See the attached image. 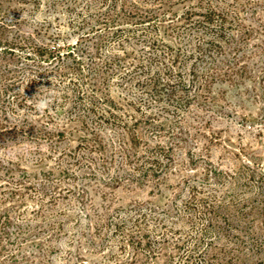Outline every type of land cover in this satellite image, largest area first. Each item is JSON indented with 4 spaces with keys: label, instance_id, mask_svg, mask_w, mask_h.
<instances>
[{
    "label": "rangeland",
    "instance_id": "374dc122",
    "mask_svg": "<svg viewBox=\"0 0 264 264\" xmlns=\"http://www.w3.org/2000/svg\"><path fill=\"white\" fill-rule=\"evenodd\" d=\"M47 1L0 0V39L18 30L34 43H74L79 30L68 25L66 1ZM161 1L158 7L140 2L139 9L153 10L150 24L159 28L146 30L156 46L177 53L170 75L158 63L163 58L156 57L149 69L139 66L148 63V49L134 39L125 51L107 39L99 57L90 60L86 51L99 34L105 37L103 25L81 41L82 70H93L101 97L96 104L118 124L110 118L85 133L68 113L70 99L50 121L24 106L21 112L41 133L20 146L0 133V214L10 212V224L0 233V264H133L131 245L113 230L122 220L135 235L147 234L149 264H264V0H210L225 17L224 38L192 21L201 18L209 0ZM144 26L149 25L122 28H137L140 35ZM229 35L236 49L232 39L225 41ZM3 54L0 74L9 66L23 78L49 66ZM127 69L130 76L123 73ZM90 78H78L83 90ZM144 78L166 83L145 94L136 80ZM40 86L35 103L53 87ZM7 98L0 95V107ZM18 119L8 114V122L22 127ZM1 122L6 124L0 112ZM60 125L63 133L50 140L44 132ZM35 144L47 146L40 165L39 154L28 150ZM146 157L156 158L136 170V160ZM5 166L13 168L12 179L2 173ZM18 178L32 187L4 201L6 179ZM142 213L145 219L129 227V219Z\"/></svg>",
    "mask_w": 264,
    "mask_h": 264
},
{
    "label": "trees",
    "instance_id": "16d2710c",
    "mask_svg": "<svg viewBox=\"0 0 264 264\" xmlns=\"http://www.w3.org/2000/svg\"><path fill=\"white\" fill-rule=\"evenodd\" d=\"M34 2H38V0H33ZM64 0H48V6H56L58 3H61ZM66 1V11L70 14L68 25L73 30H79L78 39L72 43H61L56 45H50L49 43H34L29 40L30 36L27 31H13V33L7 34L2 39H0V52L4 54H11L15 58H22L23 60H32L34 61L37 66H41V64H49L47 68L44 70H33L29 69L31 72L25 75V77L20 78L21 70H17L12 67L7 66V69L4 74H0V79L3 80V86L0 87V95L4 94L6 97L10 96V98L4 99L2 101L5 102L2 107H0V112L2 113L3 119L6 121L5 123H0V133L7 134L6 139H10L15 143L19 144L22 139H32L37 133L39 135L41 131L37 130L34 131L33 122L27 119V114L21 112L23 107H27L30 111L34 110L33 105L35 104V96L34 93L37 91L40 85H52L50 90H56L58 92V96L55 99V102L52 105V109H55V113L53 115L50 113H46L45 117L47 119L53 120L58 118L62 113L58 112L57 110L64 111V104L67 103L68 100H72V105L68 110V113L79 120L81 125L84 127L85 133L94 132L95 126L100 125L104 122H108L110 118L111 124L115 125V123H119L120 121H116L115 115L111 112L109 114V110L101 109L96 102L98 99L101 98L95 91L94 82L96 77L93 75L92 69H87L86 73L83 72L81 63L82 55L85 52L84 46L82 45L81 41L86 39L87 36L95 34V29L98 26L103 25L105 27L106 32L104 36L98 35L96 37V42L94 47L91 51L88 52L89 59H95L99 57L101 54V50L104 48L105 43L108 41L107 39H112L116 43V50H126L125 43L129 42V39H134L138 43L141 44V49H148V56L146 57L147 62L145 65L140 63L139 66L149 69L151 64H154L156 57L162 59V61L158 60L160 67H162L165 71L164 74H169L173 71V66L176 64V54H172L171 51L168 50V45L164 49H159L157 44V38L151 40L149 36V27H153L156 31L159 28V25L156 24L155 21H152L154 24H150L151 13L153 10H146V9H139V3L150 2V6L158 7L162 6L161 0H65ZM184 1V0H178ZM78 4V5H77ZM206 7L200 19L192 20L194 23H199L202 25L200 31L207 32L209 35L213 37H225V33L222 31L223 26L225 23V17L221 11H217L212 7L210 4V0L206 3ZM160 17V13H158ZM164 13L162 12V16ZM157 16V15H156ZM156 17V20L158 19ZM163 19V18H162ZM189 19V18H188ZM147 22V25L140 28V35L137 33L136 29H126L122 28V25H130V24H144ZM161 22V19L159 20ZM160 24V23H158ZM148 27V28H147ZM101 31V30H100ZM229 38H225V41H229L230 47L232 49H236L238 47L237 41L229 35ZM106 41V42H105ZM213 42V41H212ZM217 42V41H216ZM155 44V45H154ZM163 44V43H162ZM219 46H221L218 43ZM193 50H188L185 52H189L191 55ZM179 53V52H178ZM3 54V55H4ZM143 57V56H142ZM106 59L104 60L105 65L107 63ZM112 60H118V56H114ZM158 63H155L157 65ZM158 66V65H157ZM135 67V65H134ZM28 68V67H27ZM26 69V68H25ZM131 69H127V71H123L126 75L130 76ZM58 76V80L55 82L52 81V77L54 75ZM123 74V75H125ZM84 78L88 75L91 76L88 83L85 85V90L82 89V85L78 82V78L80 76ZM77 76V77H76ZM101 79H105L104 76H101ZM129 78V77H128ZM137 83L143 89V93L149 94L152 91V88L155 89L157 86H164L166 83L165 80H159V78H144V79H136ZM19 83L18 86H16ZM103 83V82H102ZM185 83V81H184ZM71 85V87H70ZM87 86V87H86ZM89 91V92H88ZM88 92V93H87ZM91 93V96L88 102H84L83 96L86 94ZM8 95V96H7ZM160 96V95H159ZM29 99H31V104L29 103ZM19 111V112H18ZM8 114L17 115L19 117L18 121L22 122V127H18L16 122H8ZM2 119V118H1ZM67 120L68 119L67 117ZM91 125H88V121ZM65 125V123H64ZM64 125H60L58 129H50L45 131V135L50 139L53 140L56 135L63 133ZM88 125V127H87ZM90 126V127H89ZM55 141H52L54 144ZM28 150L32 153L39 154V157L35 159V163L40 165L42 164L43 160L45 159L44 155H40L41 148L39 145H28ZM54 150V149H53ZM48 151H52L48 150ZM152 159L140 160L137 159L136 161L139 162L140 166L136 168L140 169L144 168L145 162L151 163L153 162ZM11 160V159H10ZM138 165V164H137ZM4 175H7V178L14 176V170L10 166H5L4 170L2 171ZM20 178V177H19ZM10 181L6 179L7 184V192L6 197H2L3 200H7L12 198L15 194H20L23 192L24 189L32 187V183L22 185L19 180ZM11 183V184H10ZM13 183V184H12ZM139 217L145 219V214L142 213L139 216L137 215L136 218H130V226L134 227L140 223ZM125 220L118 221V223H114L113 230L123 232V239L125 240L127 245H131L132 248V256L131 259L133 260V264H149L147 258L151 257L148 251L149 239L145 232L140 231L139 234L135 235L133 229H127L125 226ZM10 224V212L9 210H4L0 214V233H4V227ZM19 231L16 232L20 233L22 229L18 228ZM126 230V231H125ZM139 255H143V258H138ZM16 254L14 252H10L8 255L9 259H15ZM188 258V257H186ZM180 264V263H179ZM187 264V263H185Z\"/></svg>",
    "mask_w": 264,
    "mask_h": 264
},
{
    "label": "clouds",
    "instance_id": "9594fccd",
    "mask_svg": "<svg viewBox=\"0 0 264 264\" xmlns=\"http://www.w3.org/2000/svg\"><path fill=\"white\" fill-rule=\"evenodd\" d=\"M58 92L56 90H51L48 94L42 98H40L34 105L33 108L35 113L38 114L39 117L45 115L46 112H52V105L55 102L56 97L58 96ZM29 103L31 104V99H29ZM42 151H47V146H41Z\"/></svg>",
    "mask_w": 264,
    "mask_h": 264
}]
</instances>
